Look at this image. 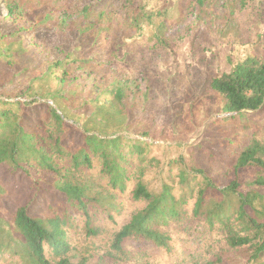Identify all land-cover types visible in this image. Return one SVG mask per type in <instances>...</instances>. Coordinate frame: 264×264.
<instances>
[{"label": "trees", "instance_id": "16d2710c", "mask_svg": "<svg viewBox=\"0 0 264 264\" xmlns=\"http://www.w3.org/2000/svg\"><path fill=\"white\" fill-rule=\"evenodd\" d=\"M133 2L124 0L128 6ZM59 4L0 0L6 12L0 14V259L89 264L70 244L73 217H81L87 237L97 239L109 231L94 225L103 215L115 229L99 264L107 258L128 262L132 242L169 250L172 236L166 229L173 222L195 220L220 237L216 259L208 264H228L227 255L230 264H264V139L240 142L238 134L225 132L219 142L230 153L220 157L204 151L210 169L184 143L129 139L125 134L133 120L128 107L136 92L117 77L103 85L105 76L95 73L98 57L56 44L59 56L50 60L51 45L45 44L38 62L30 64L24 33L54 29L61 35L70 28L84 36L113 29L108 12L95 16L85 7L74 19L70 7ZM156 16L142 9L132 18L131 30L139 32ZM211 89L222 99L221 114L227 115L213 125L251 112L264 116V61H242L214 78ZM254 125L260 128L264 120ZM17 177L28 181L22 190L13 187ZM123 196L136 208L118 226Z\"/></svg>", "mask_w": 264, "mask_h": 264}, {"label": "rangeland", "instance_id": "374dc122", "mask_svg": "<svg viewBox=\"0 0 264 264\" xmlns=\"http://www.w3.org/2000/svg\"><path fill=\"white\" fill-rule=\"evenodd\" d=\"M56 1L70 7L74 19L82 17L81 10L85 7H91L95 16L108 12L113 29L101 32L103 37L94 31L84 36L72 34L70 28H65L61 35L54 29H45L40 34L24 33L30 64L38 62L45 44L51 45L50 60L59 56L56 44L69 45L67 51L80 47L86 58L98 57L95 73L105 76L103 85L117 77L136 92L128 107L133 120L125 134L129 139L154 145L184 143L202 167L208 169L212 163L204 151L216 152L220 157L230 153L219 142L225 132L238 134L240 142H248L255 136L264 139V125L260 128L254 125L264 120L262 113L251 112L223 126L213 125L214 120L227 115L221 114L222 99L211 89L214 78L242 61L248 58L264 61V0H204L203 4L198 0H133L131 6L124 0ZM142 9L154 11L157 16L152 24L134 32L132 18ZM0 14L6 16L2 5ZM143 133L149 136H142ZM221 162L214 174L220 170ZM15 180L13 187L17 190L25 188L28 182L24 177ZM128 197L120 200L124 212L117 219L118 226L136 208ZM73 220L69 235L77 256L89 258V264H99L107 249L106 238L115 227L103 215L98 216L94 225H106L109 231L92 239L83 230L84 220L79 216ZM166 231L172 236L169 250L150 242H132L127 245L128 262H110L107 258L103 264H208L216 259L220 237L198 221L173 222ZM228 257L226 263L230 264ZM0 264L21 263L17 257L5 256Z\"/></svg>", "mask_w": 264, "mask_h": 264}]
</instances>
